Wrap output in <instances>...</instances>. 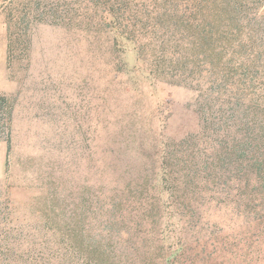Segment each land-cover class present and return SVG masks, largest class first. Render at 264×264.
<instances>
[{
	"label": "rangeland",
	"instance_id": "374dc122",
	"mask_svg": "<svg viewBox=\"0 0 264 264\" xmlns=\"http://www.w3.org/2000/svg\"><path fill=\"white\" fill-rule=\"evenodd\" d=\"M39 2L0 0V264H264V0Z\"/></svg>",
	"mask_w": 264,
	"mask_h": 264
},
{
	"label": "trees",
	"instance_id": "16d2710c",
	"mask_svg": "<svg viewBox=\"0 0 264 264\" xmlns=\"http://www.w3.org/2000/svg\"><path fill=\"white\" fill-rule=\"evenodd\" d=\"M6 1L7 0H2V3H4V5H5ZM39 1H41V0H8L7 6L3 7V11H4L3 16H5L3 23L6 27V31L8 33L9 32L12 33V35H16V34L17 35H25V33H27V31H28V26L31 24H29L28 21L24 22L21 19H19L22 11L21 10L19 11L18 8H21V7L26 8L29 15L35 14L37 12V7L40 3ZM181 141L182 142H179V143H185V140H181ZM194 148H195V146L190 147V149H189L190 154ZM181 162H182L181 160L177 159L175 164L173 165L174 167H176L180 171L184 170V168H185V165L181 164ZM192 164H193L192 162L191 163L188 162L186 170H188L189 165H192ZM262 167H264V159L260 162V164H256L254 162L253 168H256L257 170H259ZM262 178L264 179V174H263ZM16 251H18V248L14 247V246L12 248L10 247V249L8 250V255L11 256L14 254L13 258L8 257V259H9L8 261L10 264L13 263L16 259L14 257ZM78 251H80V250H78Z\"/></svg>",
	"mask_w": 264,
	"mask_h": 264
}]
</instances>
